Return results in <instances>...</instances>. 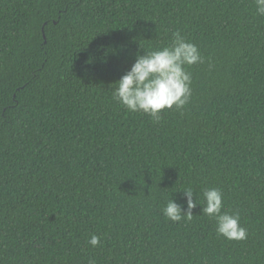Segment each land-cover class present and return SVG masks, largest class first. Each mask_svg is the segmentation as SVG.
<instances>
[{
  "label": "trees",
  "instance_id": "obj_1",
  "mask_svg": "<svg viewBox=\"0 0 264 264\" xmlns=\"http://www.w3.org/2000/svg\"><path fill=\"white\" fill-rule=\"evenodd\" d=\"M177 29L204 58L187 67L189 102L159 122L127 111L112 82ZM187 187L198 202L219 188L247 239L218 236L199 204L190 221L166 219ZM205 257L264 264V17L252 0H0V264Z\"/></svg>",
  "mask_w": 264,
  "mask_h": 264
},
{
  "label": "clouds",
  "instance_id": "obj_2",
  "mask_svg": "<svg viewBox=\"0 0 264 264\" xmlns=\"http://www.w3.org/2000/svg\"><path fill=\"white\" fill-rule=\"evenodd\" d=\"M255 14L264 17V0H252ZM139 43V42H138ZM140 46V44H139ZM135 53L130 67L112 82V98L129 112H142L154 122L161 120L165 109L181 110L191 97V73L188 66L203 63L198 47L185 39L180 30L171 32L170 42L162 47ZM182 190L187 207L182 208L173 199L161 209L162 215L172 221L193 219L192 209L201 205V213L215 221V233L227 240L247 239V229L240 224L239 213L222 211L223 194L219 188L201 189L202 202H198L191 187ZM176 190V191H177ZM195 196V200L193 199ZM100 237L92 234L87 243L100 244ZM89 264H95L89 261ZM201 264H208L203 258Z\"/></svg>",
  "mask_w": 264,
  "mask_h": 264
}]
</instances>
